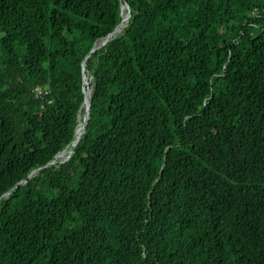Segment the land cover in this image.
<instances>
[{
    "label": "trees",
    "instance_id": "obj_1",
    "mask_svg": "<svg viewBox=\"0 0 264 264\" xmlns=\"http://www.w3.org/2000/svg\"><path fill=\"white\" fill-rule=\"evenodd\" d=\"M0 264H264V0H0Z\"/></svg>",
    "mask_w": 264,
    "mask_h": 264
},
{
    "label": "water",
    "instance_id": "obj_2",
    "mask_svg": "<svg viewBox=\"0 0 264 264\" xmlns=\"http://www.w3.org/2000/svg\"><path fill=\"white\" fill-rule=\"evenodd\" d=\"M123 5H126V7H127V12H128V14H129V7H128V5L126 4V3H124V4H122L121 5V8H122V6ZM120 15H121V9H120ZM119 25H120V22L115 26V28L111 31V32H109L97 45L95 44L92 48H91V50H90V52L89 53H87L86 55H85V57H84V59H83V61H82V70H84V68H85V59L88 57V55L91 53V52H93L95 49H97V48H100L101 46H103L110 38H111V36L112 35H115V32H116V30L118 29V27H119ZM126 25V24H125ZM85 74H83V83H84V78H85ZM83 92H84V87H83ZM84 100H85V92H84ZM84 102V101H83ZM89 108H90V94H89V97H88V99H87V106H86V108H85V110H84V116L82 117V133H83V131L85 130V125H86V122H87V119H88V113H89ZM86 113V114H85ZM79 116V115H78ZM78 142V139H76V138H74L73 140H72V142H71V145L69 146V148H68V150L66 151V155H65V157H63L62 159H58V160H53V161H51V162H49V163H47V165H52V164H56V163H58V162H62V161H66L69 157H70V155L73 153V149H74V146H75V144ZM62 152V151H61ZM59 153V152H58ZM57 153V154H58ZM57 154L55 155V157L57 156ZM37 171V169H35L34 171H32L31 173H29L28 175H27V177H26V179L27 178H29V177H31L35 172ZM26 179H24V180H22V181H20L19 183H24L25 181H26ZM15 186H17V184L15 185ZM14 186V187H15ZM13 187V188H14ZM13 188L11 189V190H13ZM10 190V191H11Z\"/></svg>",
    "mask_w": 264,
    "mask_h": 264
},
{
    "label": "bare ground",
    "instance_id": "obj_3",
    "mask_svg": "<svg viewBox=\"0 0 264 264\" xmlns=\"http://www.w3.org/2000/svg\"><path fill=\"white\" fill-rule=\"evenodd\" d=\"M128 17H129V14H128V12H127V7H126V5H123L122 6V8H121V23H120V25H119V27H118V29L116 30V32H118V31H120V29L126 24V22H127V20H128ZM115 32V33H116ZM121 32V31H120ZM117 34V33H116ZM88 75V74H87ZM91 77V76H90ZM84 82L87 84V86H88V83H89V77H87V76H85V78H84ZM89 94H90V88H89V86H88V89H87V91H86V94H85V100H84V102H83V104H82V106L84 107V108H86V106H87V99H88V97H89ZM86 114V113H85ZM83 116H84V113H83ZM77 120V119H76ZM82 118H81V116L79 117L78 116V123H77V126H76V129H75V138L76 139H78L79 138V136L82 134ZM65 155H66V150H64V151H62V152H59L58 154H57V156L55 157V159L56 160H58V159H62L63 157H65Z\"/></svg>",
    "mask_w": 264,
    "mask_h": 264
},
{
    "label": "built area",
    "instance_id": "obj_4",
    "mask_svg": "<svg viewBox=\"0 0 264 264\" xmlns=\"http://www.w3.org/2000/svg\"><path fill=\"white\" fill-rule=\"evenodd\" d=\"M33 92H34V95L35 96H38V95H40L42 93H47V89L44 88L41 85H36L35 88H34V90H33Z\"/></svg>",
    "mask_w": 264,
    "mask_h": 264
},
{
    "label": "rangeland",
    "instance_id": "obj_5",
    "mask_svg": "<svg viewBox=\"0 0 264 264\" xmlns=\"http://www.w3.org/2000/svg\"><path fill=\"white\" fill-rule=\"evenodd\" d=\"M89 79H90V78H89ZM80 116H81V118H82L83 115L80 113V114H79V117H80ZM77 122H78V119H77Z\"/></svg>",
    "mask_w": 264,
    "mask_h": 264
}]
</instances>
